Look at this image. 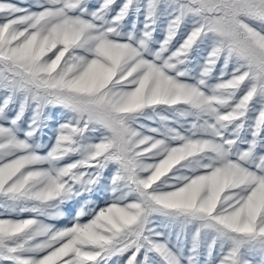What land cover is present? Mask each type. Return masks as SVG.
<instances>
[{"label": "snow or ice", "instance_id": "6c2138e0", "mask_svg": "<svg viewBox=\"0 0 264 264\" xmlns=\"http://www.w3.org/2000/svg\"><path fill=\"white\" fill-rule=\"evenodd\" d=\"M0 264H264V0H0Z\"/></svg>", "mask_w": 264, "mask_h": 264}, {"label": "rangeland", "instance_id": "374dc122", "mask_svg": "<svg viewBox=\"0 0 264 264\" xmlns=\"http://www.w3.org/2000/svg\"><path fill=\"white\" fill-rule=\"evenodd\" d=\"M17 2H19V3H27V2H29V0H17Z\"/></svg>", "mask_w": 264, "mask_h": 264}]
</instances>
